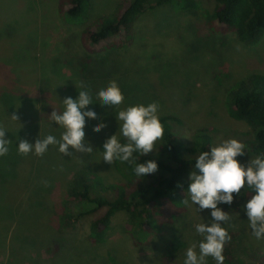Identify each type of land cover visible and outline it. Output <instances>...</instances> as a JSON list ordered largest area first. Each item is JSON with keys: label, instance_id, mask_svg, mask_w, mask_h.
I'll list each match as a JSON object with an SVG mask.
<instances>
[{"label": "rangeland", "instance_id": "obj_1", "mask_svg": "<svg viewBox=\"0 0 264 264\" xmlns=\"http://www.w3.org/2000/svg\"><path fill=\"white\" fill-rule=\"evenodd\" d=\"M121 2L93 0L95 15L110 13ZM212 9L205 1L198 17L170 7L147 10L136 25L133 45L91 55L83 48L82 28L60 17L58 0H0V125L10 140L9 152L0 157V213L5 209L11 212L6 217V232L0 229V264H107L110 257L118 264H161L158 256L173 238L186 243L177 262L172 263L183 264L187 248L204 239L194 226L208 223L212 210L199 212V205L189 200L186 211L165 226L149 247L134 246L125 232L124 213L114 217L106 245H92L88 235L95 216L76 218L90 208L73 202L68 186L82 171L100 176L105 185L124 182L113 163L103 161V145L120 129L118 112L137 104L158 102L159 117L172 116L181 122L176 130L187 145L199 129H210L215 145L232 138L243 144L253 141L252 130L229 117L226 95L248 75H264V39L249 47L234 34L213 33L202 20ZM85 62L89 66L82 73ZM114 79L124 102L103 106L97 94ZM6 90L10 94L4 96ZM79 90L90 91L93 104L85 110L97 113V119L85 118V146L91 144L93 151L76 153L70 148L73 155L64 156L58 145H49L43 156L21 154L18 162V146L26 137L61 138L64 129L50 118L51 113H62L63 100L77 99ZM14 114L19 120L11 119ZM100 123L107 127L93 131ZM251 158L239 162L247 165ZM191 172L186 179L188 187ZM141 179L144 184L151 180L146 176ZM4 188L13 205L9 209L6 198L2 204ZM107 195L114 196L112 192ZM233 195L231 205H218L232 216L235 225L229 227L237 239L231 264H264V239L252 234L242 207L247 201L240 200V194ZM32 205L37 214L30 213ZM67 212L71 219L63 221ZM29 220L38 222L32 233L26 232V227L32 226L27 224ZM206 264L216 261L209 256Z\"/></svg>", "mask_w": 264, "mask_h": 264}, {"label": "trees", "instance_id": "obj_2", "mask_svg": "<svg viewBox=\"0 0 264 264\" xmlns=\"http://www.w3.org/2000/svg\"><path fill=\"white\" fill-rule=\"evenodd\" d=\"M205 1L212 4L213 9L202 15V20L204 19L205 25L213 33L234 34L241 43L249 47H256L262 42L264 0H122L114 11L97 16L93 0H58V12L65 22L82 28L83 48L89 54L95 55L133 45L137 36L136 25L147 10L170 7L177 13L186 12L198 17V10ZM88 60L91 58L88 57ZM88 66L85 62L81 72L86 73ZM2 92L4 96L10 94L8 91ZM226 110L231 119L245 123L254 134L253 141L245 144V154L236 159L255 158L264 153V75L254 73L236 82L227 92ZM160 120L164 126V136L156 142L155 149L146 155L140 152L133 154L136 163H146L149 160L157 162L158 174L146 175L151 179L150 182L144 184L141 177L135 175L134 164L114 160V169L124 182L105 185L100 176L82 171L69 183L70 199L90 208L76 218L95 216L88 235V241L92 245L105 246L114 217L124 213L127 216L125 232L134 246L149 247L152 239L161 234L165 226L172 225L177 217L186 211V205L182 203L186 199V179L194 170L197 156L216 145L210 129L197 130L192 144L187 145L177 133V125H181L178 119L162 116ZM13 137L18 138V135ZM120 139L126 142L123 137ZM25 140L33 144L36 142L33 137H26ZM15 185L16 183L8 187V191ZM4 190L2 204L4 205L6 198L9 209L13 205L9 203L10 194L5 188ZM111 192L114 194L112 197L107 195ZM253 194L252 189L245 187L241 190L239 198L248 201ZM2 210L3 206L0 204V211ZM9 213L11 212L6 209L0 213V229L3 232L7 230L9 222L6 217ZM30 213L37 214L34 208ZM68 219H71L69 212L63 216V221ZM29 223L32 226L26 227L27 233L38 229V222L29 220L27 224ZM229 234L231 240L225 245L223 252L225 264H231L235 258L237 239L230 230ZM185 248L186 243L183 240L173 238L159 254L158 261L161 264L175 263ZM107 264L118 263L110 257Z\"/></svg>", "mask_w": 264, "mask_h": 264}, {"label": "clouds", "instance_id": "obj_3", "mask_svg": "<svg viewBox=\"0 0 264 264\" xmlns=\"http://www.w3.org/2000/svg\"><path fill=\"white\" fill-rule=\"evenodd\" d=\"M81 88L86 86L81 85ZM97 98L103 106H119L124 102V94L118 82L114 79L105 88L99 90ZM64 110L58 113L54 110L50 118L64 131L61 138L47 135L44 139H37L33 144L27 140H21L18 152L28 155L34 152L37 156H43L49 145H58L59 151L64 156H72L73 149L76 153L90 154L93 146H85L86 117L97 119V113L85 110L93 104L89 90H79L77 99L71 97L63 100ZM159 103L152 102L148 105L137 104L121 110L117 114L120 129L112 135L103 145V161L112 164L114 160L130 162L135 165L134 172L137 177L153 174L158 170V164L154 160L146 163H136L135 152L146 155L155 149V144L164 136V126L159 117ZM13 120H19L15 114ZM107 127L106 124H97L93 131L100 132ZM5 128L0 125V157L9 152L10 140L5 138ZM126 142H122L120 137ZM246 145L232 138L224 140L209 151L201 152L194 163V169L190 174L191 183L187 189V198L183 204L188 205L189 200L194 205H199V212L211 209L212 219L208 223L196 224L195 230L203 236L199 244H192L186 250V258L183 264H206V258L212 257L216 264H224L223 255L225 245L231 240L229 227H235L231 223L232 216L218 207L219 204L231 205L234 201V193L240 194L245 187L253 190V195L243 205L247 215L252 234L256 239H264V153L251 158L247 165L241 164L236 158L244 155ZM228 225V227H225ZM198 249V250H197Z\"/></svg>", "mask_w": 264, "mask_h": 264}]
</instances>
